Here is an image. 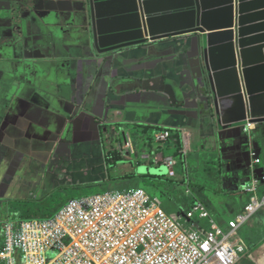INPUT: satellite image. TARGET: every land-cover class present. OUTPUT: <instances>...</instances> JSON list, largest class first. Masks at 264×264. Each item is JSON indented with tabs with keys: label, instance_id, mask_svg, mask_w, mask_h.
<instances>
[{
	"label": "water",
	"instance_id": "water-1",
	"mask_svg": "<svg viewBox=\"0 0 264 264\" xmlns=\"http://www.w3.org/2000/svg\"><path fill=\"white\" fill-rule=\"evenodd\" d=\"M40 1L11 0V7L4 14L0 11V121L21 97H31L32 103L61 114L57 98L46 88L53 76L60 85L65 81L61 77L65 65L54 52L67 39L84 40L99 56L95 63L102 67L111 62L103 69L105 79L112 76L115 89L118 82L127 87L108 96L110 113L123 106L114 114L127 117L129 112H140L142 103H157L187 117L189 123L202 117L200 128L210 135L201 136L195 163L209 169L207 176L215 174L225 181L233 167L224 164L225 151L238 149L244 161L235 177L246 185L258 180L264 188V163L255 164L253 156L264 153V133L258 127H264V0H70L78 24L67 29L33 18ZM54 1H43L54 4L52 14L59 11ZM35 27L45 35L38 42L29 38ZM174 39L179 40L180 52L164 59L161 67L140 75L128 69L117 76L110 72L112 59L120 60L122 52L152 44L166 46ZM83 107L66 108V121L57 129L60 146L78 120L91 117ZM250 122L258 128L246 131ZM237 157L234 154L233 161ZM210 184L213 198L218 183Z\"/></svg>",
	"mask_w": 264,
	"mask_h": 264
},
{
	"label": "crops",
	"instance_id": "crops-1",
	"mask_svg": "<svg viewBox=\"0 0 264 264\" xmlns=\"http://www.w3.org/2000/svg\"><path fill=\"white\" fill-rule=\"evenodd\" d=\"M43 1L45 0L40 1L41 8L35 15L33 14V18L40 23L44 20L47 25L63 24L66 29L78 24V14L70 0L54 1L59 11L56 10L53 14L50 13V9L54 4ZM11 5V0H0L1 13L4 14ZM0 30L3 29L0 27ZM29 35V38L32 41L35 39L36 42L45 38L44 33L36 27ZM168 42L166 46L152 44L147 49L140 47L122 52L120 60L112 59L114 68L110 69V72L117 76L119 72L128 69L135 75H140L148 69L161 67L164 59L169 61L178 55L174 52H180L178 39ZM89 44L84 40L67 39L54 52V55L65 65L61 67L64 72L61 77L65 81L60 85L53 76L46 88L54 98H57L58 111H63L61 114L54 115L45 106L32 103L31 97H21L14 107L2 113L0 200H15L26 191L30 196L32 189L29 188L36 181L43 185L53 178L58 169H61L60 180L63 183L74 181L77 190L90 186L97 187L94 190L107 192L110 188L124 184L133 185L134 187L131 188L145 189L151 196L159 197L163 201L167 212L181 215L183 222L190 225L189 228H209V220L198 216L194 220L186 217L187 211L196 202H204L213 218L225 230H229V223L239 217L250 201V196L243 192V188H239L242 181L234 177L235 170L240 171L243 167L244 157L240 155L239 150L225 151L224 157L227 160L224 164H232L233 167L227 172L222 187L224 191L221 192L219 188L214 189L213 196L217 197L219 202H212L209 199L212 180L208 181L206 175L208 171L205 167L195 163L201 136L210 135L208 131H202L200 128L203 124L202 117L194 118L189 123L187 117L178 115L157 103L148 102L139 106L140 112H129L127 117L114 114L123 111L125 109L123 106H116L117 110L110 113L107 106L108 96L111 92L125 91L127 87L118 82L115 89L112 76L105 79L102 75L103 69L109 68L111 62L106 63L108 66L102 65V67L100 66L102 63H95L99 56H95ZM80 104H84L83 112H87L91 117L78 120L72 129L73 133L69 134L61 147L57 129L61 122L65 123L67 109L78 111ZM253 127L256 128L257 125ZM258 127L263 129L261 133H264L263 125ZM164 130L172 132L171 138L163 146L166 150H163L161 144L155 140L156 134ZM137 133L139 135L134 140L133 135L136 136ZM124 134L133 142L134 152L127 148V138ZM153 138L155 141L152 140ZM52 145H55L53 150H51ZM237 146L240 145L235 147ZM104 149L108 154L104 153ZM54 152L59 153L58 157L51 156ZM254 153L258 154V152ZM234 154L238 157L233 161ZM259 156L263 164L264 153ZM170 157L178 160L175 176H171L170 168L166 163ZM54 161L56 163L52 164ZM109 162H117L113 181L108 171ZM97 170H100V173ZM166 176L168 179H164ZM230 177H234L233 182H230ZM143 178L147 180L146 183ZM218 179L220 178L217 177L213 181ZM59 187V183L55 181L52 190L51 187L46 186L41 187V191L45 192L48 188L50 192ZM262 193L264 194L263 187ZM224 204L227 206L225 210H221ZM58 211L40 209L41 218H35L36 213L34 215L23 213L29 219H44L53 217ZM9 221L10 219L5 223ZM233 241L245 246V252L240 255L238 264H264V210L257 212L243 224Z\"/></svg>",
	"mask_w": 264,
	"mask_h": 264
},
{
	"label": "built area",
	"instance_id": "built-area-1",
	"mask_svg": "<svg viewBox=\"0 0 264 264\" xmlns=\"http://www.w3.org/2000/svg\"><path fill=\"white\" fill-rule=\"evenodd\" d=\"M252 125L257 124L250 122L245 130L255 129ZM171 136L170 130H164L155 140L165 144ZM126 146L134 152L131 140ZM253 156L255 164L262 163L257 153ZM166 163L175 176L178 160L170 157ZM243 192L250 201L229 223V230L213 218L204 202H196L186 217L209 220V228L188 229L181 215L167 212L159 197L142 188L74 198L53 217L1 223L0 264H238L245 246L233 239L243 224L264 210L258 180ZM150 214L155 216L149 219ZM145 219L147 223L134 233V224Z\"/></svg>",
	"mask_w": 264,
	"mask_h": 264
},
{
	"label": "rangeland",
	"instance_id": "rangeland-1",
	"mask_svg": "<svg viewBox=\"0 0 264 264\" xmlns=\"http://www.w3.org/2000/svg\"><path fill=\"white\" fill-rule=\"evenodd\" d=\"M174 54H177V51L174 52ZM139 134L137 133L136 136L133 135V139H137V136ZM116 138V137H115ZM114 139H112L113 141ZM125 139H123L124 141ZM154 140V138L152 139ZM155 141V140H154ZM163 150H166V148H164L163 146H165V144H161ZM104 153L108 154V151L104 149ZM225 159V162L227 160V158H224ZM56 161H54L52 164H54ZM116 164L117 162H109V166H108V171H110V176H111V181L114 180V177H115V173H114V169L116 167ZM227 165V164H226ZM207 171H209L208 168H205ZM98 173H100V170H97ZM51 175V173H49ZM62 175V172H61V169H58L57 173L55 175H53L52 177L53 178H50L48 181L45 182V184L41 185L38 181H36L33 186H31L29 189L32 191L30 192V196H28V192H23L22 195L15 199V200H11L9 199L7 201V204H6V208H5V211H4V218H6V221L10 219V221L12 222H22L29 218H26L25 213H31V214H27V215H34V213H36L34 215L35 218H41L42 214L39 212L40 209H48L50 212L52 210H56V211H60L62 209V207L67 203L69 202L71 199H74V198H79L81 196H85V195H93V194H97V193H103L105 192L106 190H94L95 188L97 187H90L88 186L87 188H84V189H78L77 190V187L76 185L73 183L74 181H71L72 183H63L61 180H60V177ZM42 176V175H41ZM37 177H40L37 175ZM92 177V176H90ZM209 178L208 181L210 182H213L214 178H215V174H209L207 176ZM234 177H235V174H234ZM234 177H230V182H233L234 180ZM164 179H168V177H164ZM221 179V178H220ZM216 180V182L218 183V188L219 190L222 192L224 191V189L222 188L224 185V181L222 180ZM57 183H59L60 187L59 189H56V190H53V191H50L48 190V188H46L45 192L41 191V187L45 188L46 186L47 187H51V190L54 186V183L55 181ZM29 182L31 180H28ZM143 181L146 183L147 180L145 178H143ZM110 182V181H109ZM245 183L243 182H240L239 184V188H244L245 187ZM131 187H134L133 185L130 186V185H127V184H124V185H119V186H116L115 188H110V190H127ZM94 190V191H93ZM225 192H226V186H225ZM43 193H44V196H43ZM213 194V193H212ZM227 195V194H225ZM209 199L212 201V202H216L218 201V198L217 197H209ZM219 202V201H218ZM226 204L222 205L221 206V210H225L226 208ZM184 225L188 228L190 225H186L184 223ZM243 254H241L242 256ZM53 254H50L49 255V258H53ZM20 258H22V255H20Z\"/></svg>",
	"mask_w": 264,
	"mask_h": 264
},
{
	"label": "flooded vegetation",
	"instance_id": "flooded-vegetation-1",
	"mask_svg": "<svg viewBox=\"0 0 264 264\" xmlns=\"http://www.w3.org/2000/svg\"><path fill=\"white\" fill-rule=\"evenodd\" d=\"M7 29H9V27H6L5 30H7ZM76 140H77V138H76ZM57 155H59V153ZM56 157H58V156H56ZM56 157H54V158H56ZM5 202H6L5 199H4V201L0 200V224L6 222V218H4V211H5L7 202L6 203Z\"/></svg>",
	"mask_w": 264,
	"mask_h": 264
},
{
	"label": "bare ground",
	"instance_id": "bare-ground-1",
	"mask_svg": "<svg viewBox=\"0 0 264 264\" xmlns=\"http://www.w3.org/2000/svg\"><path fill=\"white\" fill-rule=\"evenodd\" d=\"M252 126H253V125H252ZM154 216H155V214H150V215H149V219H151V218L154 217ZM146 223H147V220L145 219V220H143L140 224H134L135 228L133 229V232H134V233L137 232L139 226H140V225H143V224H146ZM235 244H236V243H235ZM236 245H238V244H236ZM100 264H102V262H100Z\"/></svg>",
	"mask_w": 264,
	"mask_h": 264
},
{
	"label": "trees",
	"instance_id": "trees-1",
	"mask_svg": "<svg viewBox=\"0 0 264 264\" xmlns=\"http://www.w3.org/2000/svg\"><path fill=\"white\" fill-rule=\"evenodd\" d=\"M181 124L184 125V123H182V122H181ZM120 127H122V126H120ZM54 215H55V214H54ZM54 215H53V216H54ZM31 219H32V218H31Z\"/></svg>",
	"mask_w": 264,
	"mask_h": 264
},
{
	"label": "clouds",
	"instance_id": "clouds-1",
	"mask_svg": "<svg viewBox=\"0 0 264 264\" xmlns=\"http://www.w3.org/2000/svg\"><path fill=\"white\" fill-rule=\"evenodd\" d=\"M256 128H257V127H256ZM256 128H255V129H256ZM251 130H254V129H251ZM127 139L129 140V137H128ZM259 157H260V156H259Z\"/></svg>",
	"mask_w": 264,
	"mask_h": 264
}]
</instances>
